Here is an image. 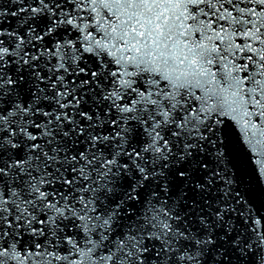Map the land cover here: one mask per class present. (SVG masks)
Returning <instances> with one entry per match:
<instances>
[{"label": "snow or ice", "instance_id": "6c2138e0", "mask_svg": "<svg viewBox=\"0 0 264 264\" xmlns=\"http://www.w3.org/2000/svg\"><path fill=\"white\" fill-rule=\"evenodd\" d=\"M0 264H264V0H0Z\"/></svg>", "mask_w": 264, "mask_h": 264}]
</instances>
